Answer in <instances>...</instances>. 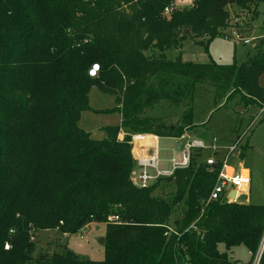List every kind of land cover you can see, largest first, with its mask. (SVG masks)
Returning <instances> with one entry per match:
<instances>
[{
    "label": "trees",
    "instance_id": "trees-1",
    "mask_svg": "<svg viewBox=\"0 0 264 264\" xmlns=\"http://www.w3.org/2000/svg\"><path fill=\"white\" fill-rule=\"evenodd\" d=\"M260 3L193 0L168 19L162 13L173 0H0V264H253L264 202L205 205L217 174L197 157L188 169L137 187L131 135L178 138L193 130L191 107L178 126L146 114L161 101L192 104L199 84L214 88L216 103L238 92L246 106L264 109L263 39L240 65L166 57L188 38L206 46L230 27L232 8L242 18ZM94 64L100 72L91 78ZM92 87L114 96L117 107L93 110ZM114 110L121 123L103 128L102 140L79 127L83 112ZM239 148L243 156L248 147ZM158 188L170 194L155 196ZM178 208L181 218L169 224ZM111 215L122 224H106ZM91 223L107 227L100 262L68 249L49 254L31 240ZM168 227L176 233L165 236ZM241 245L247 263L230 255Z\"/></svg>",
    "mask_w": 264,
    "mask_h": 264
},
{
    "label": "rangeland",
    "instance_id": "rangeland-1",
    "mask_svg": "<svg viewBox=\"0 0 264 264\" xmlns=\"http://www.w3.org/2000/svg\"><path fill=\"white\" fill-rule=\"evenodd\" d=\"M173 2L176 7L187 8L191 6L193 0H173ZM253 9L255 12H252ZM252 10L248 14L243 13L242 19L248 21L247 29L243 30V39L258 37L260 45V41L264 40V0ZM239 13L236 8H232L230 10L232 20L240 15ZM231 21L229 22L230 27L234 25ZM230 27L222 30L221 35L206 42V46L199 40L188 38L177 49L168 50L166 57L169 60L181 58L183 62L208 63L214 61L220 65H240L252 57L256 50L249 45H244L242 40L225 38V35H232ZM261 84L264 85V79L261 80ZM241 95L242 93L236 92L229 100L216 103L214 88L199 84L195 87L192 104L189 101H184L181 106L175 107L161 101L146 115L160 118L171 126H178L181 124L184 112L191 107L192 122L195 129L198 130L194 135L196 138L209 141L211 137L216 136L222 143L236 140L240 144L239 147L247 145L248 148L244 151V155L241 156L243 150H240L242 154L235 156L232 160L237 168H248L251 173L250 192L248 191V195H243L239 202L249 203L246 202L248 199L250 203L262 204L264 202V112L254 106H246L241 101ZM89 105L97 111L117 107L115 97L101 93L97 87H92L90 90ZM120 123L121 115L116 110L110 113L87 111L82 113L79 127L90 133L93 139L102 140L105 138L103 128L118 126ZM123 138L124 134H121L118 139L123 140ZM131 143H133V139H131ZM181 154V143L170 138H161L158 169L170 170L171 160L175 158L176 161H180ZM196 155L195 159L197 157L199 160H195V162L199 163L205 153L203 152L202 156L200 153ZM169 194L168 189L162 188H158L154 192L155 196L161 197H167ZM181 216L182 208L176 209L169 224H173ZM106 228L105 223H91L68 237L57 230L40 231L36 233L34 242L37 249L49 254L68 249L79 259L100 262L105 259V248L100 241L106 237ZM81 237L83 238L81 239ZM220 251H225L223 245L220 246ZM259 252L260 250L253 262L257 260ZM230 255L242 263L251 260L250 253L243 245L232 249Z\"/></svg>",
    "mask_w": 264,
    "mask_h": 264
},
{
    "label": "built area",
    "instance_id": "built-area-1",
    "mask_svg": "<svg viewBox=\"0 0 264 264\" xmlns=\"http://www.w3.org/2000/svg\"><path fill=\"white\" fill-rule=\"evenodd\" d=\"M175 4L167 6L162 17L170 18L172 13L176 10ZM231 27L232 35H225V38L230 40H242L244 45H249L253 48L259 45L258 37L244 38L243 30L247 28V22L240 16H236L233 19ZM100 67L98 64H94L88 71V75L91 78H96L99 75ZM264 112V109H261ZM150 137L153 143L149 144L141 138ZM133 143H131L133 149L132 154L135 160V167L131 174V180L134 185L140 188L149 187L160 179L172 177L176 171L188 169L196 154L204 152L205 157L202 156L203 163L208 167L210 173L217 174L216 183L210 192L209 198L205 202V205L209 203L220 201L228 204L237 203L243 195L248 194V189L251 184V173L247 168H237L235 163L232 161L235 156L241 155L239 143L233 144L222 143L218 137L214 136L209 141H204L196 138L192 134L185 131V133L178 138H171L181 143V160L176 161L173 158L170 162V170H159L158 169V154H159V139L160 137L154 134H135L131 135ZM235 192V197L231 198L230 195ZM106 224H122L119 216L111 215L108 217ZM14 233L13 230L10 232ZM172 233H176L172 227H168L165 236H169ZM68 237V234H65ZM83 237H81L82 239ZM31 240L34 242L35 237ZM9 243H6L5 250L10 249ZM264 248V242L261 245V249L257 260L253 264H258L261 253Z\"/></svg>",
    "mask_w": 264,
    "mask_h": 264
},
{
    "label": "crops",
    "instance_id": "crops-1",
    "mask_svg": "<svg viewBox=\"0 0 264 264\" xmlns=\"http://www.w3.org/2000/svg\"><path fill=\"white\" fill-rule=\"evenodd\" d=\"M186 132H188V133H190V134H192V135L194 136V135H196V133L198 132V130H196V129L194 128L193 130H191V131H190V130H187ZM160 139H161V138H160ZM160 139H159V141H160ZM170 139H171V138H170ZM247 170L250 172V170H249L248 168H247ZM250 185H251V184H250ZM248 191L250 192V189H248ZM248 191H247V192H248ZM247 195H248V194H247ZM246 202H249V203H250V200L247 199ZM234 260H236V259L234 258Z\"/></svg>",
    "mask_w": 264,
    "mask_h": 264
},
{
    "label": "bare ground",
    "instance_id": "bare-ground-1",
    "mask_svg": "<svg viewBox=\"0 0 264 264\" xmlns=\"http://www.w3.org/2000/svg\"><path fill=\"white\" fill-rule=\"evenodd\" d=\"M142 139H146L145 141H146L147 143H149V144L153 143V142L151 141L152 138H150V137L141 138V140H142Z\"/></svg>",
    "mask_w": 264,
    "mask_h": 264
},
{
    "label": "water",
    "instance_id": "water-1",
    "mask_svg": "<svg viewBox=\"0 0 264 264\" xmlns=\"http://www.w3.org/2000/svg\"><path fill=\"white\" fill-rule=\"evenodd\" d=\"M188 33V32H187ZM231 198H234L235 197V192H232L231 195H230ZM100 243L103 245L104 244V239H102L100 241Z\"/></svg>",
    "mask_w": 264,
    "mask_h": 264
}]
</instances>
